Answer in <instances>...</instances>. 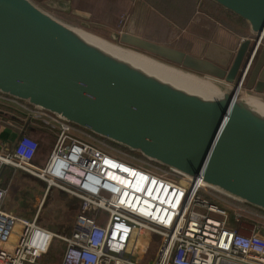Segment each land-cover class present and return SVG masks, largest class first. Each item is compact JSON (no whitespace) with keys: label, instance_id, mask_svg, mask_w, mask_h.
I'll list each match as a JSON object with an SVG mask.
<instances>
[{"label":"water","instance_id":"water-1","mask_svg":"<svg viewBox=\"0 0 264 264\" xmlns=\"http://www.w3.org/2000/svg\"><path fill=\"white\" fill-rule=\"evenodd\" d=\"M209 1L244 21L254 36L232 60L228 52L225 60L212 58L216 46L204 59L161 45L137 47L156 56L171 50L172 62L164 61L180 68L145 56L198 78L223 79L230 88L219 85L221 93L207 96L173 82L119 53L131 48L72 26L31 0H0V95L264 213V112L238 94L264 39V0ZM257 60L246 86L254 83L261 93L264 81L256 78L264 52Z\"/></svg>","mask_w":264,"mask_h":264},{"label":"built area","instance_id":"built-area-1","mask_svg":"<svg viewBox=\"0 0 264 264\" xmlns=\"http://www.w3.org/2000/svg\"><path fill=\"white\" fill-rule=\"evenodd\" d=\"M253 60L254 55L239 89ZM0 101L19 105L55 136L44 166L37 168L39 144L22 133L0 153V171L4 166L24 171L81 203L70 235L62 238L40 226L37 217L26 220L4 211L8 186L0 185V264H39L55 239L66 246L61 264H264V230L244 225L247 209L240 202L222 200L204 185L192 186L183 174L124 153L39 109L3 95ZM74 169L82 173L76 184L68 181ZM105 171L119 172L127 185L108 179ZM150 234L159 238L156 255L140 262L143 251L135 244L142 236L151 240Z\"/></svg>","mask_w":264,"mask_h":264},{"label":"rangeland","instance_id":"rangeland-1","mask_svg":"<svg viewBox=\"0 0 264 264\" xmlns=\"http://www.w3.org/2000/svg\"><path fill=\"white\" fill-rule=\"evenodd\" d=\"M33 3H35L37 6H45V5H50L49 2L50 0H31ZM51 6V5H50ZM53 6V5H52ZM40 7V8H41ZM76 9L79 10V12H81V10L84 8V4L83 2H80L79 4L76 3L75 5ZM51 8V7H49ZM50 14H53L55 16L56 15V12L57 10H50ZM91 12V15L92 16H88L87 19H83L81 17H79V19H77V17H75L74 19H69V16L68 14H61V15H58L60 16V18H62L63 20H65L66 22L70 23V24H78V25H82L84 23V21H88V23L91 25V26H94V27H97V31H94V32H90L88 29L85 28V30H87L88 32L104 39V40H107L111 43H114V44H117L119 46H122V47H126L128 48L127 46H129V48L137 51V52H140L144 55H147L149 57H152V58H155L157 60H160L161 62H165L167 64H170L172 66H175L171 63H168V62H172L170 60V57L172 56V54H170L171 50H166V52L164 51H160V53H158V56H156L157 54H155L156 52H153L152 53H149L148 50H145V49H140L137 47V44L139 45H142V46H146L147 44H152V45H160L155 43V42H152L150 40H147V39H142L140 37H136V36H133L129 33H127L125 30H124V26L127 24L126 22L128 21V15L129 13L128 12H115L114 13V16L113 17H110V23L107 22V20H102V13L100 12V9L99 8H96V7H93V9L90 11ZM49 13V12H48ZM83 13V12H82ZM57 16V17H58ZM59 18V17H58ZM198 20L199 18L203 20L204 17H202L200 14H198L197 16ZM150 20H152V22H150V29H149V34L150 35H153V30H156V29H159V31H163L164 28H160L161 27V24L160 22L154 18V17H150L149 18ZM112 20H116L114 23H112ZM74 22V23H73ZM200 22V21H199ZM87 23V24H88ZM126 23V24H125ZM108 24V25H106ZM102 25H105L107 27L111 26L113 28L109 29L111 31H105L104 29H102ZM202 26V22L200 24ZM203 27H204V22H203ZM78 28H82V27H78ZM207 28V27H205ZM251 33V32H250ZM106 34V35H105ZM124 37V42H122L120 40L121 37ZM155 37H157V40H161L163 41L164 40V37L163 35L161 34H157V35H154ZM227 36H230L231 39L232 38V35L230 34V32L228 31H224V30H220L219 32V37L221 39V42H226L224 39L227 37ZM183 34L181 33L180 30H177L176 28H172L171 32H170V42H167V41H164V42H167V43H164L162 46H165V47H169L171 49H175V48H187L184 44H186L185 42H183ZM248 37H235V41L238 40V45L236 46L234 50V53H236L239 45L242 43V40H246ZM190 44V43H188ZM227 44V42L225 43ZM127 45V46H126ZM192 48H194V50L192 51V53L194 52H197V51H200L201 50V46H198L195 45V47L193 46ZM191 48H187L185 51H189ZM196 49V50H195ZM261 51L264 52V43L261 44V48H260ZM260 50L259 52H257L256 54V57H255V60L253 61L252 63V66L249 70V73L247 75V78L244 82V85L242 87V90H241V94L244 95L245 97H248L250 99H257L259 101H261L262 103H264V96H262L261 94H264V92H260L257 93L255 92V89H254V83L252 84L251 87H247L246 84L247 82L249 81V76L252 74L253 72V67H255L256 63H257V59H259V54H260ZM156 51V50H154ZM185 51H180L181 53H183L184 55L185 54H188L187 52ZM155 54V55H154ZM162 54V55H161ZM168 62H166V61ZM177 68H180L178 66H175ZM253 69V70H252ZM259 75L257 76L256 78V81H259V80H262L264 81V65L263 67L260 69ZM200 77H203V78H207L209 80H211L213 83L217 84V85H220L222 87H226L227 85L229 84H226L225 81L223 79H219V78H216L214 76H210V75H200ZM218 82H217V81ZM255 81V82H256ZM230 86V85H229ZM6 103L7 105H1L0 104V110H10L12 112H16L18 113L17 111H24L19 105L17 104H10L8 102H4ZM15 107V108H14ZM17 110V111H16ZM19 114V113H18ZM22 116V115H21ZM35 122H37V125L38 126H41V123L38 122L37 120H35ZM47 133H49V135H54V132H50L48 131ZM32 139L35 140V138L31 137ZM37 141V140H35ZM44 143V142H43ZM53 144H54V140H51L50 141V146L48 148H46V153L49 154L51 148L53 147ZM123 161H125V159L123 158L122 159ZM41 167V166H40ZM24 174V175H22ZM20 176V180H24L26 183H30L28 189L26 190V192L28 190L30 191H34L36 193H38L35 197H31V198H27L28 196H26V194L22 197L24 200H27L28 202H34V204H37L36 206H38V204L40 203V194H41V191H43L45 189V186H46V183L43 182L42 180L38 179L37 177L35 176H32L28 173H25L23 171H17V178ZM19 182V180H17V183ZM42 182V183H40ZM17 183L13 184V192H12V196L13 198L15 199L16 198V195H17V191H19L20 189L17 187ZM22 191L24 192L23 188L21 187ZM40 192V194H39ZM218 197L222 200H226L230 203H233L232 201H229L227 200L226 197L222 196V195H218ZM40 198V199H39ZM224 205L223 202H220ZM80 201L78 199H76L75 197H73L72 195H70L69 193L67 192H64L62 190H59L57 188H54V187H51V191H50V194L48 195L47 199L45 200V204L43 206V208L41 209V219L43 220L44 223H48L49 225L53 226L54 228H61V231L58 230V232L54 231V230H50L51 232L55 233V234H58L59 236H61L62 238L64 237H68L71 233V230H72V226L75 222V220L72 222V223H65L67 220V218L70 219V213L74 210L75 207H80ZM235 204V202L233 203ZM237 204V203H236ZM4 209V207H3ZM68 209H70V211H68ZM247 211L246 213L244 214L243 218H242V222L244 223L245 226H248L249 228L252 227V226H255V227H258L260 229H263L264 230V215L263 213L261 212H258L256 210H252L248 207H246ZM25 208H21L20 209V212L24 211ZM5 211V209H4ZM24 213V212H22ZM28 213H29V216H32V214L34 213L33 210L31 211L30 209L28 210ZM25 214V213H24ZM76 219V218H75ZM232 218L230 217L229 218V221L231 222ZM52 221H55L54 223ZM251 222V223H250ZM262 233H264V231H262ZM262 233L261 236H264ZM151 235V234H150ZM147 236H142L141 239H139V241L135 244V246H139V242H140V246H141V249H143V253L140 254V258H139V261L140 262H152V260L154 259V256L156 255V252H157V247H158V242H159V238L157 236H154V235H151V240L148 239V237L146 238ZM138 239V238H137ZM136 246V248H137ZM139 249V248H138ZM65 251H66V246H65V243L62 241V240H59V239H55L50 247V250L48 251V253L41 257L40 260H39V264H61L62 261L64 260V257H65Z\"/></svg>","mask_w":264,"mask_h":264},{"label":"crops","instance_id":"crops-1","mask_svg":"<svg viewBox=\"0 0 264 264\" xmlns=\"http://www.w3.org/2000/svg\"><path fill=\"white\" fill-rule=\"evenodd\" d=\"M80 2H83V4H84V8L81 10V12H79V10L76 9V7H75L76 3L79 4ZM144 3H145V1H143V0H50L49 4L51 6L45 5V6H42V7L40 6V7L49 13L51 12L50 10H57V12L60 15L61 14H68L69 19H74L75 17H77V19H79V17H81L83 19H87L88 16H92L90 11L93 9V7H96V8H99L100 12L102 13V20L106 19L107 22H109V23H110V19H111L110 17H113L115 12L125 11V12L129 13V15H128L129 19L126 22L127 24L125 23L126 25L124 26V30L127 33H129L133 36H136V37H140L142 39L150 40V41L155 42L157 44L160 43V45H163L164 43L170 42V32L172 29L168 33L166 25H165L164 21L161 19L162 18L161 15L158 16L154 10L148 8V6ZM49 7H51V8H49ZM51 15H53V14H51ZM53 16H55V15H53ZM57 16H55V17L56 18L59 17L58 19L66 22L65 20L60 18V16H58V17ZM150 17L156 18L161 24L160 28H164V30L163 31H161V30L159 31V29L153 30L154 34L150 35L149 34V29H150L149 23L152 22V20L149 19ZM115 21L116 20H112V23H114ZM195 22L197 25L200 26L202 20L199 18V20L197 19ZM66 23H68V22H66ZM87 23H88V21H84V23L82 25L70 24V23H68V24L75 26V27H82V28L87 29V27H89V23L88 24ZM106 25H108V24H106ZM102 27H103L102 29H104L105 31H111L109 29L113 28L111 26L107 27L105 25H102ZM150 31H151V29H150ZM160 32L164 37L163 41L157 40V37L154 36V35L160 34ZM181 33L184 36L186 34L183 31H181ZM164 41H167V42H164ZM212 46L218 47L220 51H218L217 49L211 50L210 48ZM209 49H210V55H212L211 56L212 58L218 57L219 59L225 60L224 57L228 52V55H230V59H231V57L234 54V50L231 48H227V47L217 45V44H212L207 48L205 55L208 53ZM193 50H194V48L192 49V51ZM229 53H231V54H229ZM194 55L197 56V55H199V53H196ZM209 60L213 61L214 59H209ZM214 62H216V61L214 60ZM0 104L1 105H4V104L7 105L6 103H4L2 101H0ZM10 104H13V103H9V105ZM17 112L19 114L16 113L15 111L12 112L10 110H0V153H4V152L9 151L10 148L12 147V145L18 139V137L22 133H24L30 137L35 138V140H37V142L39 144V148L35 154L33 164L37 168H42L44 166V163L46 162V160L48 158V155H49L48 153H46V148H48L50 146L51 140H54V142H55V136L49 135V133H47L48 132L47 129H45L44 127H41L42 125L38 126L37 122H35L36 119L34 117L28 115L24 111H21V112L17 111ZM28 127H32L35 130L30 131ZM17 171H21V170L13 169L12 167H9V166H4L0 171V185L1 186H8V194L4 199L3 207H4L6 212L11 213V214L15 215L16 217L26 219V220H32L35 217H37V220L38 219L40 220L41 206H42L46 196L50 194L51 187L48 188L46 185L45 189L43 191H41V194L39 192L41 200H40V203L38 204V206H36L37 204H34V202L31 203V202H28L27 200H24L22 198L25 194H26V196H28L27 198H31L32 196L35 197L38 193H36L34 191H30V190H28L26 192L30 183H26L24 180L21 181L19 179L20 176L17 178ZM22 175H24V174H22ZM17 180H19L18 183H17ZM15 183H17L16 185L20 190L17 191L16 198L14 199L12 196V192H13L12 188H13V184H15ZM40 183H42V182H40ZM21 187L23 188L24 192L22 191ZM21 208H25V210L22 211L25 214L20 212ZM29 209L31 211L33 210V212H34L32 214V216H29V213H28ZM47 229L49 230V228H47ZM50 230H53V229L50 228Z\"/></svg>","mask_w":264,"mask_h":264},{"label":"trees","instance_id":"trees-1","mask_svg":"<svg viewBox=\"0 0 264 264\" xmlns=\"http://www.w3.org/2000/svg\"><path fill=\"white\" fill-rule=\"evenodd\" d=\"M143 1H145L144 4H146L148 8L154 10L158 16L161 15L162 17L161 19L164 21L168 33L172 28H176L186 33L185 36L183 35L184 36L183 42L186 43L184 45L185 46L187 45L186 46L187 48H191V49L188 52L185 51L187 48H183L185 50L181 48H175L174 50L181 51V52L185 51L188 53L187 55H190L195 58L204 59L207 48L212 44H217V45H221L227 48L235 49L236 46L238 45V40L235 41L236 40L235 37L237 38L238 37H248L247 39L254 38V36L250 33L248 25L244 21L232 15L231 13L223 10L222 8L218 7L217 5H215L209 0H143ZM198 14L204 17L203 20L201 18L202 26L197 25L195 22L198 19L197 18ZM56 15H60V14L56 12ZM203 22H204V27H203ZM87 29L90 32L97 31L96 30L97 27L91 26L90 24H89V27H87ZM220 30L230 32L233 39H231L230 36H227L224 39L227 42V44H225L226 42L225 43L221 42V39L219 37ZM263 43H264V39L262 40L261 44ZM197 44L198 46H201L202 48L200 51L194 52L192 54V49H193L192 47L193 46L195 47V45ZM127 47L129 48V46ZM260 48H261V45L259 46V49L257 52H259ZM261 52L263 51L260 50V53ZM196 53H199V55L197 56L194 55ZM233 56L231 57V60ZM261 95L264 96V94H261ZM111 145L118 148L124 153H128L133 156L141 157L139 154L131 153L123 148L117 147L114 144H111ZM47 197L48 195L46 196L45 200L47 199ZM45 200L41 206V209L43 208L45 204ZM244 206L252 210L261 212L250 206H247V205H244ZM68 211H70V209H68ZM80 212H81L80 207L79 208L75 207L74 210L70 213V219L67 218L66 219L67 221L65 223L67 224L72 223ZM40 213H41V210H40ZM52 222L54 223L55 221H52ZM37 223L44 228L46 227V229L51 228L56 232H58V230L61 231V228L59 227L54 228L48 223H44L43 220L41 219V216H40V220L39 219L37 220Z\"/></svg>","mask_w":264,"mask_h":264},{"label":"bare ground","instance_id":"bare-ground-1","mask_svg":"<svg viewBox=\"0 0 264 264\" xmlns=\"http://www.w3.org/2000/svg\"><path fill=\"white\" fill-rule=\"evenodd\" d=\"M94 38H96V37H94ZM97 40H99L100 42L105 44L102 40H100V39H97ZM106 43H108V42H106ZM105 45H107V44H105ZM121 50L123 52H125V54H123L122 52H119L122 55H125L126 57L134 59L135 61H138L145 66L151 67L152 69L161 72L162 74L166 75L167 77H170V80L173 82L178 81V82L184 84L185 86L190 87L192 89H195V91L200 92V93L207 95V96H214L216 93H221V89H219V85L213 83L211 80H209L207 78H198V77H195L193 75H189V74L183 73L181 71H177V69H174L172 67H168V66H165L161 63H158V62L154 61L153 59L146 57L145 55L138 54V53H136L137 51L135 52V50H133V49L128 50V49H122L121 48ZM226 87L230 88L229 85H227ZM241 90H242V88L238 90V94L243 98V100L246 101V103L257 107L260 111L264 112V103H262L261 101H259L257 99H250L248 97H245L244 95L241 94ZM121 170L126 171L123 168H121ZM127 172L130 176L132 174H135L134 171H127ZM72 174H73V178H70V180H68V181L73 183V184H76L78 182L77 178L80 177V175L82 173L79 170L74 169V170H72ZM105 176L108 179L120 181L123 185H127V179H125V177H121V175H119V172L114 173L112 171H105ZM139 178H141L140 175H139ZM202 185H204V184H202L200 182H197V184H196L197 187H200ZM139 239H141V237ZM140 245L141 244L139 242V247H138L139 248V254L142 253V251H143V249H141Z\"/></svg>","mask_w":264,"mask_h":264}]
</instances>
